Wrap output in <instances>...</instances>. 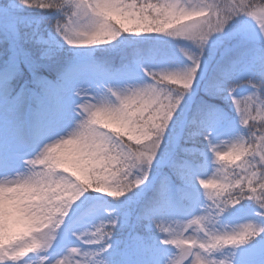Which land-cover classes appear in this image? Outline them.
Listing matches in <instances>:
<instances>
[{"label": "snow or ice", "instance_id": "obj_1", "mask_svg": "<svg viewBox=\"0 0 264 264\" xmlns=\"http://www.w3.org/2000/svg\"><path fill=\"white\" fill-rule=\"evenodd\" d=\"M163 37L185 42L183 67L153 66L168 56ZM209 159L239 171L204 179ZM257 251L264 0L0 5V264H253Z\"/></svg>", "mask_w": 264, "mask_h": 264}, {"label": "trees", "instance_id": "obj_2", "mask_svg": "<svg viewBox=\"0 0 264 264\" xmlns=\"http://www.w3.org/2000/svg\"><path fill=\"white\" fill-rule=\"evenodd\" d=\"M1 4L5 3V0H0ZM27 14L33 18H39V17H44L47 16L48 13L41 11L39 8H34V9H30L28 10ZM134 40H141V37H135L133 38ZM163 41H165V47L168 50V56L165 59H172V57L174 56V50L172 48L173 45L178 44H184L185 42L181 39H177V38H172V37H163L162 38ZM131 48H129L127 50V54L130 56L131 55ZM69 51H65L62 54V60H61V64L62 65H68L70 64L69 62L71 61H67V57H68ZM97 59L100 60L102 63L106 64L109 67H119L120 63H121V58L119 55H113V56H108L104 53H97ZM43 75H48V76H52L55 77L56 73L55 72H49L47 70H44ZM258 123V122H257ZM127 139V138H125ZM131 143H133V145H135V141H131ZM200 145L199 142L196 143V146ZM94 196H103L104 194L102 193H93ZM105 201H113L112 198L110 196H106L105 197ZM129 231H132L131 229H125V230H118L116 232V236L117 239L121 240L123 243H126L127 241H130V233H128ZM133 234V233H132Z\"/></svg>", "mask_w": 264, "mask_h": 264}, {"label": "rangeland", "instance_id": "obj_3", "mask_svg": "<svg viewBox=\"0 0 264 264\" xmlns=\"http://www.w3.org/2000/svg\"><path fill=\"white\" fill-rule=\"evenodd\" d=\"M183 47H186V46H183ZM172 48H173L175 53H180V55H181V59H180L181 61L180 62H174V61H167L166 60V61H162L160 63L154 64L153 66L157 67V68L166 67V66H168V67H183L184 63L186 61V58L184 57L183 53L180 51L178 44L173 45ZM248 87L249 86H247V85L242 86L240 89H238V93L243 94L245 96L249 95L250 93L247 92ZM254 115H256V113H254ZM228 139H229L228 137H220V140L217 141V143L221 145L222 151L228 150V145L223 143L224 141H227ZM209 157H211V153H209ZM239 163H240V161H236L235 164H228L226 168L221 167L220 172L217 173V167H220L219 163L213 164L211 159H209V165H210V167L208 169L209 174H208V176L202 177V178L209 179V180H215V179H217L218 176H222L225 174L231 176L233 169H235V171H237V172L239 171V168L236 167V165ZM209 190H211V189H209ZM112 206H113V202L103 203L101 215L106 216L107 213L103 209L111 208ZM107 211H111V210L108 209ZM98 224H99V221H97V225ZM90 231H95V228H90ZM72 246L79 247L80 245L77 242V243L73 244ZM34 258L37 260L39 259V257H34ZM59 258L62 259L63 257H59ZM247 259L251 260L253 262V264H262V262H264V254L260 253V255H258V258H256V259L252 256H249Z\"/></svg>", "mask_w": 264, "mask_h": 264}, {"label": "clouds", "instance_id": "obj_4", "mask_svg": "<svg viewBox=\"0 0 264 264\" xmlns=\"http://www.w3.org/2000/svg\"><path fill=\"white\" fill-rule=\"evenodd\" d=\"M98 119H101V120H102L103 117H100V118H98ZM118 179H126V178H118ZM40 238H41L42 240L50 239V234H49V233L41 234ZM10 251H13V250H10ZM3 258H6V257H0V259H3ZM34 264H41L40 259H38V260L35 259ZM232 264H235V261H234V260H233Z\"/></svg>", "mask_w": 264, "mask_h": 264}]
</instances>
